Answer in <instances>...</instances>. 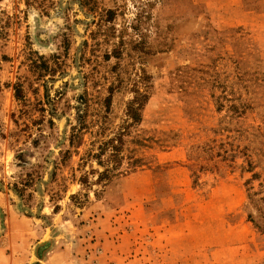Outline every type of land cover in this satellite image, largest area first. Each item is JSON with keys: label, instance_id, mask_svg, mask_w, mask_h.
I'll use <instances>...</instances> for the list:
<instances>
[{"label": "rangeland", "instance_id": "rangeland-1", "mask_svg": "<svg viewBox=\"0 0 264 264\" xmlns=\"http://www.w3.org/2000/svg\"><path fill=\"white\" fill-rule=\"evenodd\" d=\"M235 214L264 233V0H0V264H142L156 222L212 248Z\"/></svg>", "mask_w": 264, "mask_h": 264}, {"label": "crops", "instance_id": "crops-1", "mask_svg": "<svg viewBox=\"0 0 264 264\" xmlns=\"http://www.w3.org/2000/svg\"><path fill=\"white\" fill-rule=\"evenodd\" d=\"M172 185L175 186L174 184ZM179 190L180 192L185 194L184 189ZM188 191H195V189H188ZM212 193L213 195L216 194V196L220 198L217 205L218 207H215L213 211L217 212L218 214H222V208L225 206L227 198L224 195L223 197H221V195L219 194V190L216 191V189L213 188L212 190L209 189L206 192H203L202 196L200 197L201 202H198L197 205H194V207L198 208V210L200 206L204 210L203 220L208 221L210 218V215H208L206 211L210 209V205H212L210 201ZM234 202L236 208L241 206L240 201L237 202L235 200ZM181 207L190 209L193 206L190 203L187 205H179L177 208ZM174 208L175 205H173L172 203L166 206L165 211H170L171 213L175 211ZM230 208H233V206H231ZM172 217L173 215L171 213L169 218ZM229 217L230 218H228L227 216V218L229 219V224L226 225L229 228L232 227L233 234L229 236L224 234L223 238L225 239V241L218 240V243L212 248L210 247L211 245H204L202 247H199L198 249H195V245L189 241V233L187 229H184L182 232H179V230L173 224L172 220L165 222V224H160L156 222V225L154 226V229H156L154 236V250L152 251V253H147L149 254V259H146L145 253L139 254L138 258L140 260H146V262L142 264H190V261H193L195 260V258L198 257H201V259L206 262L204 264H255L261 261L264 262V233H258L255 231L244 233L243 230L239 228L238 221H233V218L239 220L236 214L234 216ZM15 223H13V225H15ZM209 232L211 231H207V233ZM126 234L127 233H124V236ZM180 235L184 236V244L180 247L181 249L174 245V238ZM63 253L64 251H60L59 258H61V256L64 257ZM106 254L108 255V252H106ZM123 254V264H126L125 261L127 258H130V255H125V251L123 252ZM196 254H198V256H194ZM111 256H113V254ZM111 256L108 255V258L111 259ZM253 259H256V261L253 262ZM4 260L6 261H4L2 264H12L11 260L9 261L7 257Z\"/></svg>", "mask_w": 264, "mask_h": 264}, {"label": "trees", "instance_id": "trees-1", "mask_svg": "<svg viewBox=\"0 0 264 264\" xmlns=\"http://www.w3.org/2000/svg\"><path fill=\"white\" fill-rule=\"evenodd\" d=\"M135 101L138 103V106L137 107H134V105H130V107H129V113H130V117L133 119V122H138L141 119V115L140 114H141V109H142L143 104L140 101V97H137L135 99ZM105 103H106V105H110V103H111L110 97H107L105 99ZM122 135H123V133L121 131V132L118 133V135L115 138L111 139L110 142H113L115 139H118V140L122 141L123 140ZM114 149L115 150H120L121 147H119V145H115L114 146Z\"/></svg>", "mask_w": 264, "mask_h": 264}]
</instances>
